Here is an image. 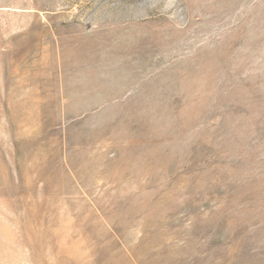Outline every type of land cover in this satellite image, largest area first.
<instances>
[{"label":"rangeland","instance_id":"374dc122","mask_svg":"<svg viewBox=\"0 0 264 264\" xmlns=\"http://www.w3.org/2000/svg\"><path fill=\"white\" fill-rule=\"evenodd\" d=\"M0 264H264V0H0Z\"/></svg>","mask_w":264,"mask_h":264}]
</instances>
